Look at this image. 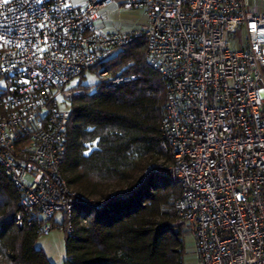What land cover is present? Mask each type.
I'll use <instances>...</instances> for the list:
<instances>
[{
  "label": "built area",
  "instance_id": "obj_1",
  "mask_svg": "<svg viewBox=\"0 0 264 264\" xmlns=\"http://www.w3.org/2000/svg\"><path fill=\"white\" fill-rule=\"evenodd\" d=\"M111 4L145 9V28L100 30ZM0 13V172L21 195L17 225L71 236L78 205L132 192L90 198L62 165L71 101L85 93L75 80L96 68L98 88L137 79L100 64L142 38L165 83L164 154L145 174L180 184L171 227L195 237L201 264H264V10L247 0H0Z\"/></svg>",
  "mask_w": 264,
  "mask_h": 264
},
{
  "label": "trees",
  "instance_id": "obj_2",
  "mask_svg": "<svg viewBox=\"0 0 264 264\" xmlns=\"http://www.w3.org/2000/svg\"><path fill=\"white\" fill-rule=\"evenodd\" d=\"M144 51L145 40L137 39L100 64L140 77L99 88L97 83L93 92L86 86L71 101L62 165L68 183L96 200L132 192L115 194L102 208L78 205L74 234H66V264H184L185 232L170 225L180 184L156 171L145 174L164 154L159 141L165 83L146 65ZM20 200L0 172V264H54L36 247V228L16 224Z\"/></svg>",
  "mask_w": 264,
  "mask_h": 264
},
{
  "label": "rangeland",
  "instance_id": "obj_3",
  "mask_svg": "<svg viewBox=\"0 0 264 264\" xmlns=\"http://www.w3.org/2000/svg\"><path fill=\"white\" fill-rule=\"evenodd\" d=\"M87 0H74L75 3H86ZM248 8L259 11L264 10V3L261 0H247ZM100 14V21L105 22L107 26L114 30L122 32L141 30L145 28L147 19V13L145 9L136 8H123L118 10L111 6L106 11H102ZM238 35H241L240 33ZM233 40V38H231ZM118 72V71H117ZM117 72H113L117 74ZM100 81L98 69L88 70L84 77L75 80V83H82L85 86H81L84 92L88 91L86 86L91 88V91H95L97 83ZM185 256L184 264H201L199 260V254L196 245L195 237L190 233H185ZM36 247L41 248L47 258L54 264H66L68 258L67 254V238L66 233L63 230L55 229L47 234H40L36 241Z\"/></svg>",
  "mask_w": 264,
  "mask_h": 264
},
{
  "label": "crops",
  "instance_id": "obj_4",
  "mask_svg": "<svg viewBox=\"0 0 264 264\" xmlns=\"http://www.w3.org/2000/svg\"><path fill=\"white\" fill-rule=\"evenodd\" d=\"M73 1H74V0H73ZM87 1H88V0H87ZM87 1H86V3H87ZM74 3H75V2H74ZM86 3H79V2H77V3H75V4H76L77 6H83V5L86 4ZM111 6L115 7V8L118 9V10H122V9H123V7H120V6H118L117 4H111V5H109L108 7H106L105 9H103L102 11H106V10L109 9ZM102 11H100L99 13H101ZM97 24H98L99 29L102 30L103 32H114V31H119V30H114V29L110 28L109 26L106 25L105 22H101V21H100V14H98Z\"/></svg>",
  "mask_w": 264,
  "mask_h": 264
},
{
  "label": "snow or ice",
  "instance_id": "obj_5",
  "mask_svg": "<svg viewBox=\"0 0 264 264\" xmlns=\"http://www.w3.org/2000/svg\"><path fill=\"white\" fill-rule=\"evenodd\" d=\"M12 2V0H2V4L7 5L10 4ZM2 14V13H0Z\"/></svg>",
  "mask_w": 264,
  "mask_h": 264
}]
</instances>
